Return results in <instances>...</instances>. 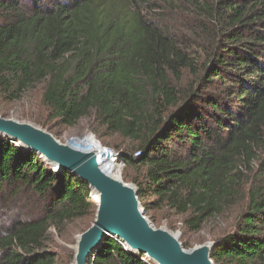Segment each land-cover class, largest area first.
Wrapping results in <instances>:
<instances>
[{"label": "trees", "instance_id": "trees-1", "mask_svg": "<svg viewBox=\"0 0 264 264\" xmlns=\"http://www.w3.org/2000/svg\"><path fill=\"white\" fill-rule=\"evenodd\" d=\"M39 85L48 131L93 117L146 213L184 235L233 213L211 260L264 264V0H0V98ZM25 192L0 264H57L48 232L92 217L89 186L0 138V203ZM88 263L153 264L112 237Z\"/></svg>", "mask_w": 264, "mask_h": 264}, {"label": "water", "instance_id": "water-1", "mask_svg": "<svg viewBox=\"0 0 264 264\" xmlns=\"http://www.w3.org/2000/svg\"><path fill=\"white\" fill-rule=\"evenodd\" d=\"M16 123L0 119V135L37 153L48 165L77 175L88 184L91 197L97 203L94 222L78 237L75 261L79 264L85 257L90 258L106 237L116 239L130 252L144 255L153 264H214L211 260L213 244L185 249L179 241V233H172L165 227L156 228L145 215L137 188L123 182L120 176L112 180L109 173L113 166L106 160L74 149L75 139L61 143L45 131H30ZM92 184L100 186L104 194L101 207L92 195Z\"/></svg>", "mask_w": 264, "mask_h": 264}, {"label": "rangeland", "instance_id": "rangeland-1", "mask_svg": "<svg viewBox=\"0 0 264 264\" xmlns=\"http://www.w3.org/2000/svg\"><path fill=\"white\" fill-rule=\"evenodd\" d=\"M42 88V85L37 86L36 88L26 92L20 100L15 102H6L0 98V119L4 121L15 120L19 123V125L22 123L31 124L33 126L32 130L38 131L40 129L41 131H45L61 143H65L71 138H84L93 135L102 146L107 145V140H101L92 131L94 121L93 117L81 120L75 128L63 131L59 137H55L52 133H50L47 127H45L47 113L41 104ZM0 138L11 141L4 135H0ZM110 147L113 148V146ZM118 174L123 182L135 186V184L131 181V177L135 175V172L130 170V178L125 179L124 164ZM93 201L96 208L91 218L67 224L60 230L56 228H51L49 230L47 247L56 253L58 258L57 264L74 263L77 252L76 248L78 244V237L86 232L95 220L97 203L94 199ZM16 213H38V204L32 195L25 192L16 199H10V197H8L6 200L1 202L0 225L6 222L11 215ZM145 215L156 228L165 227L172 233H179V241L185 249H192L207 243L213 244L215 238L228 231L233 218V213L225 214L218 220L206 223L199 232L184 235L180 217L172 213H167L166 211H154L151 213L145 212Z\"/></svg>", "mask_w": 264, "mask_h": 264}, {"label": "built area", "instance_id": "built-area-1", "mask_svg": "<svg viewBox=\"0 0 264 264\" xmlns=\"http://www.w3.org/2000/svg\"><path fill=\"white\" fill-rule=\"evenodd\" d=\"M71 139L76 140V143L73 144V148L83 150L85 153H93L98 158L106 160L107 164L112 165L113 167H120V169L123 167V163L120 160L121 153L112 148L102 146L93 135L84 138L75 137Z\"/></svg>", "mask_w": 264, "mask_h": 264}, {"label": "bare ground", "instance_id": "bare-ground-1", "mask_svg": "<svg viewBox=\"0 0 264 264\" xmlns=\"http://www.w3.org/2000/svg\"><path fill=\"white\" fill-rule=\"evenodd\" d=\"M13 121H14V123H16L15 120H13ZM20 125L23 126L24 128H27L28 130L32 131L33 126L31 124L22 123ZM118 170L120 171V167H113L112 171L109 173V177L112 180L119 179V174H118L119 171ZM92 195L96 198L99 206L101 207L103 204V201H104V194L102 193L100 186L92 184ZM88 260H89V256L85 257L82 264H87ZM73 264H79V262L74 261Z\"/></svg>", "mask_w": 264, "mask_h": 264}, {"label": "clouds", "instance_id": "clouds-1", "mask_svg": "<svg viewBox=\"0 0 264 264\" xmlns=\"http://www.w3.org/2000/svg\"><path fill=\"white\" fill-rule=\"evenodd\" d=\"M75 149V148H74ZM77 150V149H76ZM77 151H81V150H77Z\"/></svg>", "mask_w": 264, "mask_h": 264}]
</instances>
